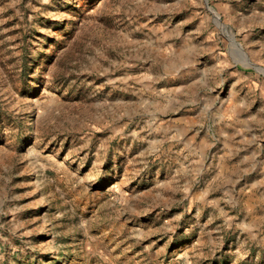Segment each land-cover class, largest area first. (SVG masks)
Listing matches in <instances>:
<instances>
[{
    "label": "rangeland",
    "instance_id": "1",
    "mask_svg": "<svg viewBox=\"0 0 264 264\" xmlns=\"http://www.w3.org/2000/svg\"><path fill=\"white\" fill-rule=\"evenodd\" d=\"M0 264H264V0H0Z\"/></svg>",
    "mask_w": 264,
    "mask_h": 264
},
{
    "label": "bare ground",
    "instance_id": "2",
    "mask_svg": "<svg viewBox=\"0 0 264 264\" xmlns=\"http://www.w3.org/2000/svg\"><path fill=\"white\" fill-rule=\"evenodd\" d=\"M234 45L237 47V48H239V46L237 45V43H235V41H234ZM241 52V54H242V56L247 60V54L242 50V51H240Z\"/></svg>",
    "mask_w": 264,
    "mask_h": 264
},
{
    "label": "water",
    "instance_id": "3",
    "mask_svg": "<svg viewBox=\"0 0 264 264\" xmlns=\"http://www.w3.org/2000/svg\"><path fill=\"white\" fill-rule=\"evenodd\" d=\"M207 1V0H206ZM207 5H208V2H207ZM208 7L210 8V10L213 12V13H215L218 17H219V15L216 13V11L212 8V7H210L209 5H208Z\"/></svg>",
    "mask_w": 264,
    "mask_h": 264
}]
</instances>
